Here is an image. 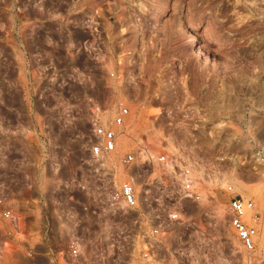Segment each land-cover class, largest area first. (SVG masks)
Masks as SVG:
<instances>
[{
    "label": "rangeland",
    "instance_id": "374dc122",
    "mask_svg": "<svg viewBox=\"0 0 264 264\" xmlns=\"http://www.w3.org/2000/svg\"><path fill=\"white\" fill-rule=\"evenodd\" d=\"M99 1L0 0V189L11 200L30 182L34 192L24 197L47 200L50 264H64L58 253L66 257L69 241L79 244L83 264H123L146 224L158 222L166 234L155 264H264V0ZM90 9L98 11L96 44L87 31L63 27ZM17 19L25 28L16 36ZM31 21L44 24L27 30ZM16 38L31 61L16 59ZM91 42L93 57L74 58L76 43ZM124 57L134 75L111 77ZM44 66L64 75L62 88L32 81L30 68ZM119 103L130 110L120 148L146 147L174 163L143 158L130 167L143 201L137 212L106 203L125 176L116 161L122 152L106 162L89 151L98 142L91 109L110 118ZM185 166L200 199L183 202L182 227L169 213ZM70 181L80 188L59 187ZM228 185L259 213L252 255L228 226ZM0 264L49 263L5 251Z\"/></svg>",
    "mask_w": 264,
    "mask_h": 264
},
{
    "label": "built area",
    "instance_id": "2783aa9c",
    "mask_svg": "<svg viewBox=\"0 0 264 264\" xmlns=\"http://www.w3.org/2000/svg\"><path fill=\"white\" fill-rule=\"evenodd\" d=\"M88 15L83 17L82 21H68L64 24L65 27L72 29L85 30L92 37L93 44L97 43V38L92 31L98 29V11L90 9L87 11ZM44 22L31 21L27 26V30L34 29L38 25H43ZM25 22H20L18 19L13 22V29L17 34L23 31ZM89 31V32H88ZM19 37V36H18ZM18 39V46L15 49L16 59H27L31 61V57H26L25 49L21 40ZM76 48L73 49L74 58L78 57H93L95 55V48L86 47L85 44H75ZM42 57H37L36 61H41ZM127 62V64H125ZM129 58L124 57L122 60L117 61L116 70L110 72V76L117 75L118 78L132 77L133 66L128 64ZM52 70V71H51ZM30 78L35 83H53L52 85L57 88H62L65 84L64 75L56 69H48L44 67H31ZM79 82V80H77ZM75 83V82H74ZM99 108L93 106L90 113L89 124L91 132L97 139V145L89 149L95 158H103L106 162L114 161L115 155L118 150L122 152L117 157V168H119L124 178L121 183L113 189V191L106 196V203L113 207L120 208L123 212L140 211L143 201L141 199V192L137 191V179L130 173L132 165L140 164L141 160L150 162L154 159L152 153L146 147H130L126 146L120 148L122 137L125 135L128 119L130 117V110L128 107L118 104L117 111L110 118L105 117L103 114L99 117ZM61 110H64L61 108ZM65 112V115H67ZM64 115V113H62ZM66 120V119H65ZM48 132L43 131L40 140H48ZM44 145V143H42ZM54 153L41 151L40 157L53 156ZM155 162L163 167L166 165L173 166V162L167 157L166 153H161L154 159ZM76 182H63L59 187L62 189H79L80 187L75 184ZM34 186L30 182H25L15 192L14 198L8 199L5 189H0V254L5 251H10L12 254H19L22 258L28 260L45 259L47 263H53L55 258L50 255V249L45 246L48 242L49 225L47 217L45 216L46 199L43 198L41 193H35V196H28L25 198L26 193L34 192ZM228 195L227 215L228 226L232 233L238 240L241 248L248 255H252L257 250V241L259 231L257 228L259 221V213L251 199H246L242 195L236 193L231 185L225 188ZM176 208L169 213V221L176 223L179 226L186 227L187 219L183 216L184 201L196 202L200 199V195L195 187V179L192 175V170L189 167L178 169L176 193H174ZM23 210H22V209ZM60 219V216H57ZM143 222V220H141ZM145 230L138 236L136 240L135 253L129 257L127 262L123 264H155L158 262L157 245L163 242L165 237L166 228L161 223L146 224ZM35 239V242L32 240ZM37 247H44L42 253L36 250ZM64 264H83L84 255L76 241H69L67 244L66 257L61 255Z\"/></svg>",
    "mask_w": 264,
    "mask_h": 264
},
{
    "label": "bare ground",
    "instance_id": "6f19581e",
    "mask_svg": "<svg viewBox=\"0 0 264 264\" xmlns=\"http://www.w3.org/2000/svg\"><path fill=\"white\" fill-rule=\"evenodd\" d=\"M99 1V0H98ZM100 2V1H99ZM135 23V22H134ZM189 35V39H190V42H189V45L190 46H195V47H198L199 49V52H201V49L200 47L198 46L199 45V42L198 40H196L195 36L191 33L188 34ZM135 39H139V38H135ZM205 62V61H204ZM125 136V135H124ZM123 140V139H122ZM121 140V142H122ZM122 144V143H121ZM100 159V158H99ZM124 177V176H123ZM121 178V177H120ZM251 192L255 195L259 194V189L257 186L254 185V187L251 188ZM139 216V215H138ZM103 231V230H102Z\"/></svg>",
    "mask_w": 264,
    "mask_h": 264
}]
</instances>
